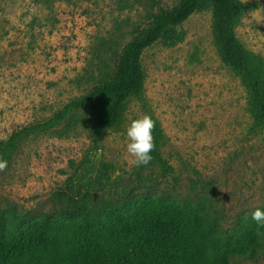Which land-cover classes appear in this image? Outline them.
I'll list each match as a JSON object with an SVG mask.
<instances>
[{
    "label": "rangeland",
    "instance_id": "1",
    "mask_svg": "<svg viewBox=\"0 0 264 264\" xmlns=\"http://www.w3.org/2000/svg\"><path fill=\"white\" fill-rule=\"evenodd\" d=\"M240 1L236 35L264 58V0ZM177 2L0 0V140L89 90L150 12ZM211 21L210 10L195 12L178 27L181 41L142 53L145 104L161 124V156L171 170L130 163L127 129L146 115L139 101L127 104L96 152L89 125L96 113L82 111L74 129L21 143L0 171L7 231L44 213L54 230L82 213L94 222L149 199L173 201L205 219L208 264H264V232L257 231L259 247L246 243L252 212L264 211V129L251 131L246 93L218 55ZM102 162L111 165L105 183L97 181Z\"/></svg>",
    "mask_w": 264,
    "mask_h": 264
},
{
    "label": "trees",
    "instance_id": "2",
    "mask_svg": "<svg viewBox=\"0 0 264 264\" xmlns=\"http://www.w3.org/2000/svg\"><path fill=\"white\" fill-rule=\"evenodd\" d=\"M47 0H35L43 3ZM210 10L214 44L221 61L240 79L252 118L251 131L264 129V58L246 48L236 35L244 5L240 0H178L171 7L150 12L145 26L116 52L114 67L89 90L73 97L43 120L20 124L0 140V158L9 163L21 143L48 133L62 134L82 123V111L95 112L90 125V150L96 152L101 136L120 122L131 100L139 101L155 121L154 150L149 165L171 170L161 156L163 130L146 108L142 53L156 42L171 46L182 40L178 27L195 12ZM7 163V164H8ZM111 165L102 162L97 181L105 183ZM50 229V217L7 231L0 223V264H208L206 221L173 201L146 200L107 220L92 222L87 213L69 217ZM256 223L247 230V245L259 247ZM130 240L129 245H125ZM125 245V246H124ZM88 251H91L88 254ZM253 250L249 255L253 256ZM107 257L110 260H107Z\"/></svg>",
    "mask_w": 264,
    "mask_h": 264
},
{
    "label": "clouds",
    "instance_id": "3",
    "mask_svg": "<svg viewBox=\"0 0 264 264\" xmlns=\"http://www.w3.org/2000/svg\"><path fill=\"white\" fill-rule=\"evenodd\" d=\"M154 128L155 121L149 115L133 120L128 127L126 134L129 142L126 145V152L132 165L146 166L151 162L153 157L150 153L155 147L152 134ZM7 163V160L0 158V171L7 168ZM251 216L258 226L264 227V211L257 208Z\"/></svg>",
    "mask_w": 264,
    "mask_h": 264
}]
</instances>
